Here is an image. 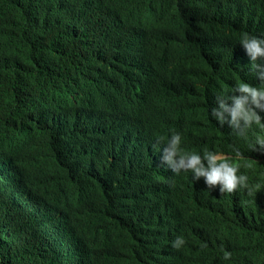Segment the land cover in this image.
Here are the masks:
<instances>
[{
  "label": "clouds",
  "instance_id": "9594fccd",
  "mask_svg": "<svg viewBox=\"0 0 264 264\" xmlns=\"http://www.w3.org/2000/svg\"><path fill=\"white\" fill-rule=\"evenodd\" d=\"M44 1H14L0 9V241L18 249L21 264H69L71 258H77L74 264H206L200 258L213 251L216 233L225 241L235 238L228 225L222 231L211 224L241 214L255 221L259 211L262 167L239 160L264 161V0H61L67 12L50 28L56 13L48 20ZM50 30L57 33L51 43ZM66 37L78 39L84 57L59 59L69 50ZM199 60L205 63L194 70ZM105 92L118 96V105L108 100L111 108L105 106ZM157 105H171V114L154 110ZM86 107L90 121L88 115L83 123L68 120ZM186 115L195 116L188 119L191 127L175 129L188 132L189 150L182 134L167 128ZM92 121L99 128L108 123L109 132L103 128L98 139L87 138ZM143 121L151 122L148 131L155 125L170 134L143 136ZM33 122L31 132L38 135L24 137L30 132L20 127ZM58 139L63 156L55 165L58 152L48 147ZM71 139H79L85 156L90 153L83 163L91 164L72 165L68 153L77 146L67 143ZM15 143L23 146H8ZM8 149H25L26 155L13 163L19 156L9 153L3 166ZM34 151L51 157L49 170L36 164ZM79 175L88 185L76 181ZM58 181L98 196L76 200L80 206L61 216L57 200L72 202ZM85 225L87 232L78 234ZM120 230L130 231L119 237Z\"/></svg>",
  "mask_w": 264,
  "mask_h": 264
},
{
  "label": "trees",
  "instance_id": "16d2710c",
  "mask_svg": "<svg viewBox=\"0 0 264 264\" xmlns=\"http://www.w3.org/2000/svg\"><path fill=\"white\" fill-rule=\"evenodd\" d=\"M14 1H18L21 4L23 1H26V3L27 2L29 3L30 0H0V9H5V5L7 3H11ZM44 11L46 13L48 20H49V13L51 11H55V13H56L55 22L53 24H51V23L48 24V27L50 28L51 26L56 25L62 19L63 15L67 12V7L61 2V0H45L44 1ZM64 36H66V35H64ZM56 38H57L56 31L50 30L49 37H48L49 42L50 43L53 42ZM66 41L68 43L69 50L67 51V53L62 54L59 57L60 60H66L67 55H70V59H71L70 63H72L77 58L85 56V53H84V51H83V49H82L77 38L70 40L68 37H66ZM183 52H186V51L183 50ZM53 57L54 56H49V60L54 59ZM184 60L189 61L186 58ZM91 61H92V58H89V63L93 64V61L92 62ZM53 62H56V61H53ZM204 63H205L204 61L199 60L198 63L196 64V66L194 67V70L201 68L204 65ZM53 66L56 69H59L61 67L58 65H53ZM90 67H92V65H90ZM96 67H97L96 73L99 77L100 73L98 70H100V68H98V65H96ZM107 72H109V71H107ZM105 74H106V72H105ZM45 75H48V73H46ZM200 78L203 80H207V77H205V76L200 75ZM45 81H46V78H45ZM195 82H196V84L200 83V85H201V80L199 82V80L196 79ZM26 101H27V99H26ZM117 101H119V99L115 100L116 105H118ZM60 104H62L61 101H60ZM22 108L26 109V103L22 106ZM79 111H80L79 115H73L72 117H70L71 122L73 121L72 123H74V124L83 123L85 121V118H83V120H81V119H79V117H82L84 115H88L90 112L88 107L83 108V110H79ZM53 118H55V117L53 116ZM58 121L60 122V128L63 129L65 127L64 120H62V118H60ZM88 121H90V118H88ZM125 122H127V120H125ZM94 126L97 127L98 125H94ZM94 128H92L89 132H93ZM20 129L24 130L22 127H20ZM104 131L109 132V128L104 129ZM88 137H91V135L89 133L87 134V138ZM71 140H72V142H74L73 139H71ZM58 143H60V144H58ZM58 143L55 144V141H52V144L50 143V145L48 147V151H50L51 149L54 148L58 152V154H57L58 160H55V165L59 160L62 159V156H63V150H62V146H61L62 141L61 142L58 141ZM68 144L72 145V146H77L76 153H74L73 151L68 153L69 156H72L71 157L72 165H75L76 163L83 164V160L81 157L83 155V146L82 145H74L70 141ZM105 148L107 150H110L108 147H105ZM88 150H89V147H88ZM98 150H100L99 147H98ZM11 153L13 155L19 156L17 158L12 159L13 163L15 161H17L21 156L26 155V153L20 152V151H16V152L12 151ZM45 154H47V153H45ZM74 154L76 155V161H74ZM7 156H8V154H6V159H7ZM53 157H56V156L54 155ZM87 157H90V153H88V151H87ZM41 158H45L47 161V165L43 168L49 170L48 164L51 162V160H49V159H51V157L46 155V156H41ZM86 162L88 163L89 161H86ZM239 162L241 165L248 164V163L260 165L262 167V171L264 173V161L252 162L251 160L241 159V160H239ZM17 165L18 164H16V166ZM37 165H39V164H37ZM77 180H80L82 182V184L88 185L86 178H84L83 176H80V175L77 176L76 181ZM58 182H61V181H58ZM54 186H57V183H54ZM81 186L82 185H77L76 183H73L72 185H68V186H64V187L71 190V189H75V188L79 189ZM90 190H92V189H90ZM196 190H197V188L194 189V191H196ZM97 196L98 195L88 196V198L94 199ZM198 198L200 201V195H198ZM124 200L126 202V199H124ZM256 203L259 206V211L257 213L255 221H251V219L246 220L247 217L244 216L243 214H241V215L236 216L235 218H232L227 223H226L225 219L222 218L220 221L211 224L212 227H214L216 229H220L222 231H224L228 225L232 229V231L234 232L235 238H232L227 234L231 238V241H225V240L221 239L222 233H220V232L216 233L212 237V241L214 244L212 245L211 248L213 249V251L207 250L206 253L200 258V261L205 262L206 264H264V181H263V189L256 196ZM91 204H93V202ZM200 207L201 206H195L194 210L197 211ZM90 220H92V219H90ZM6 227L7 226L5 223V228ZM127 232H128V230L127 231L120 230V231H118L117 234L121 237H124L127 234ZM16 251H18V249H15L12 245L0 241V264H13L14 263L13 259L16 258ZM225 251L230 253V256L227 259L224 258V252ZM42 257H43V255H42ZM15 264H21V259L16 258ZM69 264H72V262H69Z\"/></svg>",
  "mask_w": 264,
  "mask_h": 264
},
{
  "label": "bare ground",
  "instance_id": "6f19581e",
  "mask_svg": "<svg viewBox=\"0 0 264 264\" xmlns=\"http://www.w3.org/2000/svg\"><path fill=\"white\" fill-rule=\"evenodd\" d=\"M183 53H185L186 54V52H183ZM92 62V61H91ZM182 62L184 63V67L185 68H189L190 67V63H189V61H185L184 59L182 60ZM177 65L178 66H181V64L180 63H178V61H177ZM116 69H117V67H116ZM99 71V73H100V76L97 78V79H95V80H93V82H95L96 84H98V82H100V80H101V70H98ZM110 72V71H109ZM109 72H107L105 75L107 76V77H109ZM113 75H115V76H118V74L116 73V72H114L113 73ZM146 78V76H145V74H143V79H145ZM119 79H117V81H118ZM134 80H136V76H135V78H134ZM132 81L133 82V84H134V88H137L138 87V85L137 84H135V81ZM184 80V79H183ZM134 91V90H133ZM132 91V92H133ZM119 93H121V92H119ZM109 95H113V93H107V92H105L104 93V95H103V97H102V100H103V102H104V104H105V106H109V109L111 108V103L110 102H108V100H113L114 102H112V103H116L115 102V100H118L119 99V97L118 96H115V97H110ZM79 96H80V99H81V101H84V104H87V103H85L86 102V96H84L83 94H79ZM134 99H137L138 98V96H137V93L135 92L134 93ZM77 99V98H76ZM48 100V99H47ZM119 100H121V99H119ZM131 101V100H130ZM40 103H41V101H40ZM137 105L138 104H134V108H136L137 107ZM160 105V104H159ZM159 105H157V107L156 108H153L154 110H156L157 108H159V109H161V112L160 113H163V114H171V111H170V109H169V107H171V105H167V106H159ZM101 106H102V104H101ZM177 107H180V108H182V104L181 103H179L178 105H176ZM54 107H55V105H53V109H54ZM27 109V108H26ZM71 109H73V108H71ZM104 114H105V118H106V120H107V114L105 113V112H103ZM83 117V116H82ZM118 115H115V118L116 119H118ZM191 117H195V116H191V115H186V116H178L177 117V120H179V121H182V122H177V123H175V124H168L167 125V128H169V130H175V131H177V132H180V130H176L175 128H177V127H191V124H190V122L188 121V119L189 118H191ZM88 118H90L89 117V115H88ZM100 118V117H99ZM68 120H71V118H70V116H69V119ZM125 120H127L128 121V118H126L125 117ZM108 121V120H107ZM182 123V124H181ZM33 125H32V127L31 128H27V127H25V126H22V128L24 129V130H26L28 133H29V131H32V130H34L35 129V123L33 122L32 123ZM151 124V122H147V121H143L142 123H141V125H142V132H143V136H145V135H150L151 137H153V138H155V137H159L160 135H164L165 137H167L169 134H170V131H161L160 130V128L159 127H155V125H153V128L152 129H150L149 131L147 130V129H149V125ZM200 125H202L201 124V122H200ZM115 127V130H117L118 129V126L117 125H115L114 126ZM124 127H125V130L127 129V125L125 124L124 125ZM164 126H162L161 128H163ZM96 128V131L95 132H90L89 134L91 135V137L93 136V135H95L96 134V139H98L99 138V134H102L101 133V131H102V129L104 128V129H108V123H105V124H103V128H99V125H98V127H95ZM29 130V131H28ZM181 134H182V147H184L186 150H189V148L187 147L188 145H187V143L188 142H190V139L188 138V137H186L187 136V131H185V133H182V132H180ZM194 133V132H193ZM206 133H208V132H204L202 135H205ZM194 134H196V133H194ZM213 134V133H212ZM38 135V133L37 132H30V134H25L24 135V137H27V138H29V137H32V138H35L36 136ZM124 135H125V137L126 136H129V135H127L126 133H124ZM10 136H19V135H17V134H11ZM85 136H87V135H85ZM85 136H83V137H85ZM14 138V137H13ZM138 140V139H137ZM58 141L59 142H61L62 141V139H58ZM77 141V142H76ZM75 141V144H77V145H80V142H79V139H77ZM69 143V142H68ZM72 143V142H71ZM51 144H52V142H51ZM58 144H60V143H58ZM72 144H74V143H72ZM195 145H198V143H193L191 146H195ZM8 146L9 147H11V146H23V145H21L20 143H15V144H13V145H10V144H8ZM196 149V148H195ZM223 149H225V148H223ZM226 151H228V152H230L232 149H225ZM7 152L6 153H4V160H3V166H7L8 165V160L6 159V154H9V153H11V151H20V152H24V153H26V150L25 149H8V150H6ZM36 153H38V152H35L34 151V156H35V154ZM38 157H37V161H36V163L37 164H43L44 166H46L47 165V161H46V159L45 160H42V159H44V158H41V152H39L38 153ZM85 156V151H84V149H83V155L81 156L82 158ZM86 156H87V153H86ZM85 156V157H86ZM74 161H76V160H74ZM86 162V161H85ZM84 164H91V163H83V164H81V165H84ZM16 167V169H17V166H15ZM164 172V169L162 170V173ZM169 177H170V179H173L174 177H175V174H173V173H171L170 175H169ZM7 184V181L5 180L4 181V185H6ZM198 184L197 183H195V185H194V187H196ZM56 187V186H55ZM75 189H77V191L78 192H80V193H78V195H75V194H73V189H71V190H69V189H66L67 190V192H68V194H70V201L72 202V203H66V201L64 200V198L63 199H58L57 201V203H56V210H57V212L59 213V214H61V216L63 215V213H64V210L67 208L68 210H72V209H74V208H76V207H79L80 205H78V204H75V203H73V202H75L76 200H79V199H83V201L84 200H88V196H84V195H82L81 194V192H83L85 189H83V188H75ZM17 193V190H14V194H16ZM125 199H127V197H125ZM124 202H125V200H124ZM115 204H116V201H115ZM50 216H52V215H50ZM52 217H54L56 220H55V222H57L59 225V228H60V222H59V219L58 218H56L55 216H52ZM65 217V216H64ZM37 223V222H36ZM52 228H53V226H51ZM36 229V226H35V223H34V228H33V226H32V229H31V231H34ZM71 230H72V225L71 226H69L68 227V231H70L71 232ZM87 225H85V226H81V227H78L77 228V233L79 234H82L83 232H87ZM31 231H30V233H29V236H34L33 234H31ZM130 230H128V232H129ZM127 232V233H128ZM127 235V234H126ZM58 237H59V243H58V249H59V253H61V251H62V241H63V237L61 236V234H60V229L58 230ZM119 237H121V236H119ZM51 238H54V235H51ZM44 246H46V244L45 245H43L42 247L43 248H45ZM58 249H57V251H58ZM69 251H70V249H69ZM52 252H53V249L51 248L50 249V252H49V254H48V259L50 258V256L52 255ZM43 255V254H42ZM43 258H44V255H43ZM71 259H74V258H71ZM67 260L68 261V263L69 262H71L72 260ZM47 260V259H46ZM77 261V258H75V260H73L72 261V264H74L75 262Z\"/></svg>",
  "mask_w": 264,
  "mask_h": 264
},
{
  "label": "rangeland",
  "instance_id": "374dc122",
  "mask_svg": "<svg viewBox=\"0 0 264 264\" xmlns=\"http://www.w3.org/2000/svg\"><path fill=\"white\" fill-rule=\"evenodd\" d=\"M133 93H135V91H133ZM35 100H36V99H35ZM41 102H42V101H41ZM81 104H82V103H79V105H81ZM53 105H54V104H51V110H54V109H53ZM60 106H63V104H60ZM70 108H72V107H70ZM34 123H35V122H34ZM28 131H29V130H28ZM29 132H31V131H29ZM60 184L63 185V186H68V185H72L73 183H67V182H65V181H61Z\"/></svg>",
  "mask_w": 264,
  "mask_h": 264
},
{
  "label": "water",
  "instance_id": "95a60500",
  "mask_svg": "<svg viewBox=\"0 0 264 264\" xmlns=\"http://www.w3.org/2000/svg\"><path fill=\"white\" fill-rule=\"evenodd\" d=\"M83 117L85 118V115H84ZM94 123H95L94 121L91 122V124H92L93 126H94Z\"/></svg>",
  "mask_w": 264,
  "mask_h": 264
}]
</instances>
